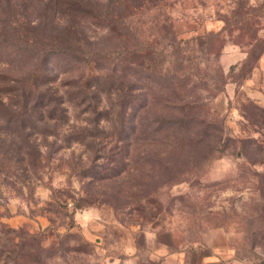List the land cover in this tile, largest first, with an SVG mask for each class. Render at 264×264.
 I'll list each match as a JSON object with an SVG mask.
<instances>
[{"label":"rangeland","instance_id":"1","mask_svg":"<svg viewBox=\"0 0 264 264\" xmlns=\"http://www.w3.org/2000/svg\"><path fill=\"white\" fill-rule=\"evenodd\" d=\"M76 24L77 59L24 49ZM263 48L264 0H0V76L44 72L64 100L58 120L0 104V264H264ZM86 74L103 91L70 99ZM129 88L120 125L112 93ZM159 90L192 121L147 101ZM145 104L166 122L136 125Z\"/></svg>","mask_w":264,"mask_h":264},{"label":"trees","instance_id":"2","mask_svg":"<svg viewBox=\"0 0 264 264\" xmlns=\"http://www.w3.org/2000/svg\"><path fill=\"white\" fill-rule=\"evenodd\" d=\"M123 2L125 5L126 3L127 5L128 3H130L131 7H133V0H123ZM74 10H75L74 11L75 19L77 18L88 19V18L96 17L92 14L91 11H84V10L82 11L79 5ZM100 25H103V24H100ZM77 26L79 25L76 24V26L73 25V26L62 28V29L52 27V29L56 30V32H58V35H59L58 36V42H59L58 48L53 47L52 42L49 44H46V43L28 44V42L24 41V49L28 48L30 50H33L37 48V51L41 53V55L39 56V60H38L39 62H42L46 54H48L49 52L66 53L67 55H69V57L73 59H77L78 57H80L79 55L82 54V51L80 50V47L78 45L79 39L77 38V35L80 32V29ZM239 30L240 32L243 33V35L248 34L250 33V31H252L251 28L247 26V24L245 26H241ZM248 39L249 41L245 45L249 47V50H248V56H249L250 52H252L254 48L256 47L258 48L260 46L261 38H258L256 37V34L255 35L253 34V35H249ZM62 74H66V72H62ZM51 80H52V77L46 75L44 72H29L24 77L17 78L14 80H10V79L8 80L6 76H0V85H2L0 87V93L6 99L5 102L4 101L2 102L1 100L0 104L4 108H9L12 105L17 106L18 108H23L24 109V119H26L28 115H30L28 114L29 111L34 112L35 114L37 111H39V113L37 114V117H39V119H44V114L42 112L46 113V118L49 120H58L59 117L60 119H62L61 116L57 118L56 116L52 114V112H50L51 111L49 108L50 106L56 105L57 107H59L61 106L62 103H64V100L57 94H55V96L54 94L53 95L48 94V89H46V86H47V83ZM118 80H119L118 77L114 78V76H112L111 74L105 75L104 85L106 84L109 87L107 89L108 92L106 93V96L108 95L107 96L108 98H110V95H111L110 90H111V87H113L112 85H109V84H111L112 81H118ZM10 82H12L13 85H11ZM73 82L76 84H80V89H78L80 96H78V94L76 96H69L70 99L72 100L79 99L81 102L84 101V102L91 103L92 96H89L90 94H87L88 90H93L92 93L95 94L93 98H97L96 93L98 94V92L101 93L103 91V89L98 88L99 87V85H97L98 77L94 75H90V74L82 75L81 79H79L78 81H71V82L69 81L68 86L73 84ZM93 83L94 84L96 83V86ZM117 92H119V90H115L112 94H114L117 97L116 104L118 106L117 108L118 113H117L116 119H118L119 124L121 125L124 119H126V116H128L127 112L132 109L131 103H132V100L134 99L135 94L134 92L131 91V89L129 92L125 93L123 96L121 95V93L117 94ZM146 93L149 95V99L147 97L148 102L151 99L162 101L163 108L159 109L158 111L163 110L167 112L169 107L171 110L173 109H177L176 111L179 110L178 112L180 113L181 118H178L179 120H175V122H178V123L180 122V124H184V122L186 121H192L191 118H186L188 117V112H186V109L191 110V107L187 106L188 105L187 101L186 100L184 101V98L180 96L178 92H175L173 90H168L167 92H161L159 90L157 93H153L151 91H148ZM173 100H176V101H173ZM67 102L71 104V100H68ZM170 102H173L174 104L171 105ZM138 111L140 112L139 114H136V117H135V119L137 120L136 125L138 126L146 124L147 126L152 127V124L155 125L156 124L155 122L157 121L160 123L166 122L165 115H162L163 119H161V118H158V116L154 115L153 113L150 114L149 110L147 109V104H145V106L140 108ZM6 115L9 116V118L13 117L11 114H8V113ZM20 115H21L20 113L15 114V116H20ZM100 117L101 119H104V120L108 118L107 116H100ZM184 118L186 119L184 120ZM138 126H136V129H135L136 134H138L137 132ZM154 129L158 130V127ZM122 132L123 130L121 127V129L120 128L115 129L112 134H114L116 137L120 139ZM138 135L140 136L138 140L145 142L148 139L147 137L149 133H147L146 129H142ZM94 136L96 135L94 134ZM114 148H116V146ZM103 179L104 177L100 178V180H103Z\"/></svg>","mask_w":264,"mask_h":264}]
</instances>
